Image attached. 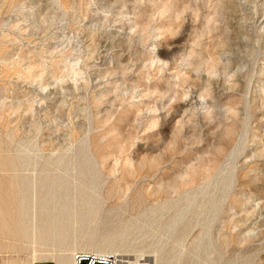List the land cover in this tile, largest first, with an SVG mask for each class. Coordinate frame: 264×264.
<instances>
[{"label": "rangeland", "instance_id": "1", "mask_svg": "<svg viewBox=\"0 0 264 264\" xmlns=\"http://www.w3.org/2000/svg\"><path fill=\"white\" fill-rule=\"evenodd\" d=\"M263 20L264 0H0V264H264Z\"/></svg>", "mask_w": 264, "mask_h": 264}, {"label": "built area", "instance_id": "2", "mask_svg": "<svg viewBox=\"0 0 264 264\" xmlns=\"http://www.w3.org/2000/svg\"><path fill=\"white\" fill-rule=\"evenodd\" d=\"M74 264H119V258L112 252L77 251Z\"/></svg>", "mask_w": 264, "mask_h": 264}, {"label": "bare ground", "instance_id": "3", "mask_svg": "<svg viewBox=\"0 0 264 264\" xmlns=\"http://www.w3.org/2000/svg\"><path fill=\"white\" fill-rule=\"evenodd\" d=\"M264 21V20H263ZM37 229H39L38 227V224H37V220H36V214L32 215L31 217V220H30V223H24L22 224V228L21 230L19 231V235L21 237H28L29 236V231L32 232V239H36L37 236L36 234L34 233L33 234V231L35 232ZM40 232V238L42 237V239H44L46 237V230L44 232V230L41 229ZM52 238V237H51ZM14 240V239H13ZM36 243V242H35ZM85 252H88V251H85ZM96 252V251H94ZM103 252H108V251H103ZM75 253V252H74ZM73 253V255H74ZM115 254V253H114ZM73 255H72V264H74V261H73ZM116 256L118 257V255L116 254ZM58 261H59V264H65V257L63 255H60L59 258H58Z\"/></svg>", "mask_w": 264, "mask_h": 264}]
</instances>
